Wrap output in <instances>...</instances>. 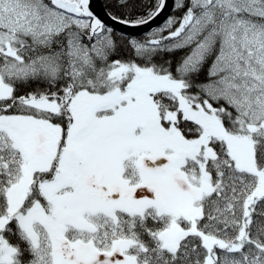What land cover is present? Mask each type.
<instances>
[{
	"label": "snow or ice",
	"instance_id": "6c2138e0",
	"mask_svg": "<svg viewBox=\"0 0 264 264\" xmlns=\"http://www.w3.org/2000/svg\"><path fill=\"white\" fill-rule=\"evenodd\" d=\"M0 264H264V0H0Z\"/></svg>",
	"mask_w": 264,
	"mask_h": 264
},
{
	"label": "water",
	"instance_id": "95a60500",
	"mask_svg": "<svg viewBox=\"0 0 264 264\" xmlns=\"http://www.w3.org/2000/svg\"><path fill=\"white\" fill-rule=\"evenodd\" d=\"M172 0H169V4H171ZM93 4L95 6V10L101 14H103V7H104V2L103 0H93ZM168 12H165V15H167ZM111 23V21H108Z\"/></svg>",
	"mask_w": 264,
	"mask_h": 264
},
{
	"label": "trees",
	"instance_id": "16d2710c",
	"mask_svg": "<svg viewBox=\"0 0 264 264\" xmlns=\"http://www.w3.org/2000/svg\"><path fill=\"white\" fill-rule=\"evenodd\" d=\"M103 2H104V4H105L106 0H103Z\"/></svg>",
	"mask_w": 264,
	"mask_h": 264
}]
</instances>
